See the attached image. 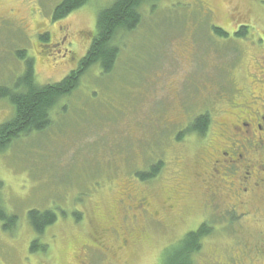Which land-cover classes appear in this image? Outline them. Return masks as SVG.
Returning <instances> with one entry per match:
<instances>
[{
  "label": "rangeland",
  "instance_id": "obj_1",
  "mask_svg": "<svg viewBox=\"0 0 264 264\" xmlns=\"http://www.w3.org/2000/svg\"><path fill=\"white\" fill-rule=\"evenodd\" d=\"M61 1L0 0L1 86L15 89L25 71L15 50L35 57L41 85L76 70L99 12L114 0H89L54 20ZM140 12V26L118 35L124 43L113 72L97 65L85 72L77 89L53 108L51 125L0 151V204L18 216L11 231L0 222V264H173L187 234L203 225L208 233L202 250L191 253L188 263L264 264V255L257 257L256 249L264 248L259 234L248 239L252 246L246 241L249 225L264 230L260 190L244 197L256 217L219 221L197 191L186 193L187 180L175 182L177 176L189 178L199 144L212 138L213 131L183 132L178 140L194 118L214 110L216 132L219 120L238 119L247 107L232 106L235 97L250 110L253 96H261L258 106L264 104V82L254 81L264 74V0H144ZM44 21L56 25L58 45L39 37L41 55L34 44ZM14 114L15 105L0 97V124ZM159 161L164 163L156 177L139 176ZM140 194L148 205L139 210ZM167 195L178 200L174 207L163 200ZM236 200L230 196L221 209L239 211ZM93 201L98 204L92 208ZM47 208L57 220L40 236L47 250L32 253L36 232L28 212ZM112 211L114 221H107ZM110 251H117L116 258Z\"/></svg>",
  "mask_w": 264,
  "mask_h": 264
},
{
  "label": "trees",
  "instance_id": "obj_2",
  "mask_svg": "<svg viewBox=\"0 0 264 264\" xmlns=\"http://www.w3.org/2000/svg\"><path fill=\"white\" fill-rule=\"evenodd\" d=\"M88 2L89 0H62L55 7L53 19L61 20ZM143 2L144 0H114L108 7L102 9L98 14L96 28L90 36L92 43L87 53L82 56L77 69L71 71L61 81L46 83L43 85L39 84L36 81L35 57L28 56L26 50L14 51L17 59L25 63V71L19 76L15 89L0 85V97H7L15 105L14 117L9 121L0 124V151L8 147L15 139L33 131H42L51 125L53 122L51 118L53 108L57 106L62 98L71 95L77 89L85 72H88L91 68H95L96 65L98 67L100 66L105 73L113 72L116 68L121 47L124 43L118 35L122 31H134L140 26V9ZM43 24L44 25H42V28L39 31L41 33L36 38V43L34 44V47L39 50L40 54L42 53V50L39 49L41 42L38 43L37 41L39 37L44 43H51L52 47L58 45L55 40V35L57 34L52 32L56 31V25L49 26L45 21ZM54 26V30L53 28H50ZM244 29L245 27H241L238 31L239 34H243ZM217 31L228 35V33L222 29ZM118 39H120V41H118ZM64 50L66 52L65 54L68 55L70 52L68 48H65ZM62 53H64V51ZM72 56L73 58L76 57L73 54ZM62 111H65V109ZM213 111L214 110L209 109L194 118V120H192L193 122L191 121L190 126L177 135L178 140H181L182 137L185 136L184 133H189V135L193 133H196L197 135L206 134L210 127V112ZM199 145L203 146L205 144L200 143ZM198 159L199 158L197 157L195 160L196 166ZM163 163V161H159L158 164L153 166L151 172H139L138 174L142 179L154 178L160 172ZM182 179L183 178H178L177 176L175 181L176 185L179 183L178 180ZM124 199L125 198H122L121 200ZM97 204V202L93 201L91 204L92 208ZM138 206L139 205H137L136 209H138ZM28 213L29 224L36 232V238L32 240L29 245L30 252L33 253L38 250L40 251V249L46 251L48 245L46 243H39L40 236L48 226L56 222L57 215L49 208L45 210L31 209ZM111 213L108 215V218L110 221H114L112 217H114L115 213ZM232 213L235 215V212ZM17 219L18 216L16 213L7 212L0 204V222L5 230L11 231L16 226ZM229 221L234 222V218L229 219ZM207 233L208 231L205 229V225L201 226L197 231L189 232L187 234V239L184 242L185 248L183 247L180 248L179 251L177 250L180 255H178L179 258L173 264H190L188 263L190 262L189 255L195 251L202 250L201 238ZM254 234L255 233L248 234L246 239L253 238L256 235Z\"/></svg>",
  "mask_w": 264,
  "mask_h": 264
},
{
  "label": "flooded vegetation",
  "instance_id": "obj_3",
  "mask_svg": "<svg viewBox=\"0 0 264 264\" xmlns=\"http://www.w3.org/2000/svg\"><path fill=\"white\" fill-rule=\"evenodd\" d=\"M263 75L264 74H262L259 79L258 74V77H256L257 79H254L255 83H263ZM238 90L243 93V95H246L245 92H243L245 88H238ZM250 90H252L251 87ZM252 99L251 102L254 103V110H250L248 102H241L238 97H235L231 101L232 106L240 103L243 106L247 105V107L240 109L242 114L238 119L222 118L219 120L216 125L218 129L216 132H214L215 128L213 130L211 129L214 121V111L210 112L211 121L209 131L211 133L213 131L212 138L209 143L203 146L199 145V159L196 168L189 172V178L184 176L179 182L182 184V181L184 182L187 180L186 188L184 189L186 193L188 191H192V193L197 191L198 199L202 202L204 200L205 203L208 204L207 208H212L214 215L211 217L219 221L234 218V222H236L239 218L251 217L250 214L252 215V212L250 208L246 207L248 199L245 200L244 197L255 194L258 190H260L263 195L261 199L264 201V157L258 158L261 155L264 156V104L258 106V100L262 101L261 96H253ZM246 100H250V98L248 97ZM236 195L237 200L235 205L236 203L238 204L236 209L239 211L221 209V207L224 208L226 206L227 199L230 196L236 197ZM163 198H165L163 199L165 202L171 204V207H174L178 201L177 199L171 198L169 195ZM136 202L137 205L142 208H145L144 205H148L146 198L143 197L142 199L141 194L140 198L136 199ZM139 206L138 209L140 210L141 208ZM240 206L245 207L247 209L246 212H242ZM262 208L263 205L261 208H258V210L260 211ZM232 212H235V215H233ZM226 213H230L231 215L228 216ZM178 216H180V213ZM252 216L256 217L255 214ZM256 220L261 222V219ZM107 221H110L109 218ZM245 227H247V225ZM257 230H259L257 231L259 233L253 231L251 225H249L246 235L254 232L255 234H259L260 240L264 241V230L261 228H257ZM119 236L118 238L121 241V245L124 246L127 241L126 233L122 231L119 233ZM122 236H124L125 239H123ZM246 241L252 246L250 240L248 241V239H246ZM247 249L252 253L250 250L254 248ZM256 251L257 257H262L264 255V248H257ZM110 252L111 256L116 258L117 251Z\"/></svg>",
  "mask_w": 264,
  "mask_h": 264
}]
</instances>
